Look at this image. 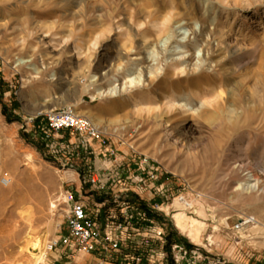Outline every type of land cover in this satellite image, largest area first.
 Returning a JSON list of instances; mask_svg holds the SVG:
<instances>
[{"label":"rangeland","instance_id":"obj_1","mask_svg":"<svg viewBox=\"0 0 264 264\" xmlns=\"http://www.w3.org/2000/svg\"><path fill=\"white\" fill-rule=\"evenodd\" d=\"M161 2L166 4L159 7ZM228 7L231 13L223 11L220 19H234L228 40L240 54L237 73L229 72L236 63L226 61V52L208 31L201 41L191 34L201 33L197 14L205 17L208 30H216L222 6L213 0H150L149 6L143 0H0V264H32L23 252L27 246L36 240L46 249L65 234L67 188L90 196L92 203L100 196L84 182L85 174L106 164L98 142H93L95 154L78 157L75 168H69L62 164L64 157L55 156L37 137L33 119L65 106L99 127L125 165L132 154L148 156L163 180L176 184L184 179L213 198L195 214L175 212L205 222L190 219L188 233L195 231L196 239L182 234L171 215L165 216L169 232L203 245L220 219L229 217L232 225L251 214L258 223L249 231L255 254L250 262L264 263V191L236 189L252 172L264 187V0H231ZM155 8L157 16L177 15L169 32L158 33L162 25L149 28V12ZM205 40L213 45L210 54L204 51ZM213 51L216 56L210 57ZM175 61L187 70L218 75L217 102L183 94L171 111H154L168 85L162 77ZM131 70L140 75L139 86L93 100V87H123ZM184 79L179 84L185 86ZM141 96L150 97L148 109L135 106ZM182 106L186 113H181ZM68 139L75 136L67 131L55 137L58 142ZM4 177L11 179L9 185L2 183ZM132 190L149 202L148 189ZM107 206L115 207L110 202ZM214 240L219 243L215 253L249 261L244 250L236 252L227 233L216 232ZM53 252H47L45 264Z\"/></svg>","mask_w":264,"mask_h":264},{"label":"built area","instance_id":"obj_2","mask_svg":"<svg viewBox=\"0 0 264 264\" xmlns=\"http://www.w3.org/2000/svg\"><path fill=\"white\" fill-rule=\"evenodd\" d=\"M40 116L43 119L39 122ZM33 120L38 123L37 137L55 156L64 157V166L75 168V159L86 153L95 154L93 142L100 144V155L106 162L103 169L95 167L84 177V182L99 192L97 201L89 202L90 196L73 187L64 191L66 232L49 243L48 251L95 253L103 261L117 264H251L255 254L249 231L257 221L254 215L244 214L232 225L229 217L220 219L203 245L177 241L178 237L166 227L165 216L171 215L174 222V214L179 210L195 214L212 197L184 179L176 184L163 180L156 164L135 151L130 164L125 165L118 159L117 151L107 144L105 133L71 106L40 113ZM64 131L74 135L75 140L56 141L55 137ZM8 179L4 177L2 183L8 185ZM118 184L121 186L114 192ZM132 186L148 189L149 202ZM108 202L115 207H108ZM218 231L227 233L236 252L244 250L249 258L247 263L238 256L213 251L219 244L214 240ZM254 264L264 263L258 259Z\"/></svg>","mask_w":264,"mask_h":264},{"label":"bare ground","instance_id":"obj_3","mask_svg":"<svg viewBox=\"0 0 264 264\" xmlns=\"http://www.w3.org/2000/svg\"><path fill=\"white\" fill-rule=\"evenodd\" d=\"M149 1L150 0H143V4L146 6H149ZM231 0H213V2L218 3L222 6V8L218 9L219 16L217 17V21L215 24V31L208 30L206 27V19L204 16L197 14L196 17L201 21V33L198 34L195 31H192L191 34L194 35V38L197 41H201L202 38L204 37V33L208 31L209 35L212 37V40H217V46L220 48V50H223L226 52V61H231L235 62V66L232 68H229L230 73H237L241 70L242 65L237 63L238 60H240V54L237 52V50L234 49V45L229 42L228 40V34L230 33V28L234 27V19L231 20L229 19L228 16L225 17V21H221V13L223 11H227L231 13V9L228 7V4L230 3ZM234 2H238L241 0H232ZM166 4V3H165ZM163 2H161L160 6L165 5ZM156 8H158V5H154ZM173 6V5H172ZM153 9L149 12L150 19L148 20L150 22V27L151 29H157L162 25V28L159 29L158 33H167L169 32L171 28L172 21L177 18L176 14L173 13H168L164 16H157L156 14L158 13V9ZM177 9V7H176ZM189 14V13H188ZM229 14V13H228ZM184 17V15L182 16ZM186 17V16H185ZM188 22V21H187ZM190 22V21H189ZM144 26V25H143ZM148 26V23H147ZM146 27V29H148ZM156 33V34H158ZM143 36H146V31H143ZM219 36V37H218ZM147 40V38H145ZM190 40V39H189ZM232 40V39H231ZM237 40V39H236ZM233 41V40H232ZM206 45L204 47L205 53L208 52L210 54V49H212V43L209 40H205ZM237 44V43H236ZM190 46L187 44V48L190 51ZM240 46V45H239ZM104 47V46H103ZM215 49V48H214ZM240 50H242L240 48ZM223 52V53H224ZM221 53V52H220ZM147 54H150V50L147 51ZM102 55V54H101ZM100 55V56H101ZM219 55V54H218ZM215 53L213 51V54L210 55V57H215ZM245 56V55H244ZM121 58V56H119ZM224 57V56H223ZM243 61V60H242ZM244 62V61H243ZM244 65V64H243ZM216 66H219V70H222V63L220 61L216 62ZM247 66V65H246ZM245 67V66H244ZM218 70V71H219ZM217 72V71H216ZM237 75V74H236ZM218 75L214 74H209L204 71L197 72L196 70H187L186 66L183 65L182 62L180 61H175L172 62L171 64H168L167 66V71L165 75L162 77V80L167 82V88L163 91V98L164 101L162 102V105H158L157 103L154 102V111H159L161 107L166 108L168 111H171L172 109L176 108L177 105L179 104L177 98L180 97L183 94L189 95L191 98L197 100L200 99L204 103H209V102H217L219 92L217 90V83L215 79L217 78ZM155 78L154 77V83H155ZM180 78H185L184 80L186 81L185 86L179 84L178 80ZM207 82H210V84H205ZM141 82V77L139 74H136V71H129L126 76V80L124 82V86L117 87L118 85H109L105 89H99V88H94L93 87V100H98L102 99L104 97H116L118 92L120 93L122 90H126L128 88L134 87V86H139ZM202 85V88H199ZM90 88V87H89ZM133 97V96H132ZM154 96V100H155ZM150 97L147 96H141L139 101L135 100V106L141 110H145L149 108V102L148 99ZM133 101V100H132ZM212 104V103H211ZM75 105V104H74ZM181 113H186L187 110L182 106L181 108ZM77 113V112H76ZM159 113V112H158ZM165 125V124H164ZM238 145V144H237ZM248 173V172H246ZM10 184L11 179H8ZM253 181V182H250ZM236 189H243L246 190H257L259 192L264 191V187L262 184V180L255 174L251 173L249 177L244 181V182H239ZM54 207L56 205H53ZM201 216H204L203 213H200ZM190 219H194L196 221H202L200 219L196 218H188L186 214L184 213H175L174 214V223L175 226L180 230L182 234H184L188 239H196L195 231L189 230L187 227H190ZM204 222V221H202ZM258 221L255 222L254 227L257 226ZM205 224V222H204ZM188 225V226H186ZM202 235V230L200 231ZM36 241V240H35ZM35 241L32 242L29 246H27L26 250L23 252H26L30 255V257L33 260L32 264H45V261H47V252L49 249V243L46 244V249L41 248L40 245L36 244Z\"/></svg>","mask_w":264,"mask_h":264},{"label":"crops","instance_id":"obj_4","mask_svg":"<svg viewBox=\"0 0 264 264\" xmlns=\"http://www.w3.org/2000/svg\"><path fill=\"white\" fill-rule=\"evenodd\" d=\"M50 264H117L110 261H103L95 253L76 252L69 254L66 250H57L53 252Z\"/></svg>","mask_w":264,"mask_h":264},{"label":"trees","instance_id":"obj_5","mask_svg":"<svg viewBox=\"0 0 264 264\" xmlns=\"http://www.w3.org/2000/svg\"><path fill=\"white\" fill-rule=\"evenodd\" d=\"M17 104V103H16ZM17 106V105H16ZM6 110H7V106L6 105H4L3 106V113L5 114V115H7V112H6ZM9 120H11V119H9ZM177 241H179V240H182V239H180V238H177L176 239Z\"/></svg>","mask_w":264,"mask_h":264}]
</instances>
